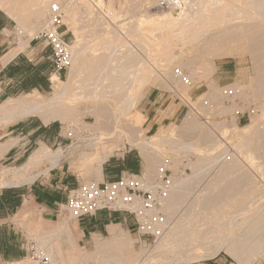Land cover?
<instances>
[{
  "label": "rangeland",
  "instance_id": "obj_1",
  "mask_svg": "<svg viewBox=\"0 0 264 264\" xmlns=\"http://www.w3.org/2000/svg\"><path fill=\"white\" fill-rule=\"evenodd\" d=\"M58 1L66 4L67 7V4L71 0ZM106 1L107 5L103 6L102 10L105 14L108 13V9L114 10V19H111L110 23L112 25L116 24V31L128 28L127 30H122L125 34L123 41L126 42L125 47L121 48L123 54H116V58L121 57L120 62L122 63L120 65L128 67V56L131 58V54L134 52V55L138 54L136 56H138L139 60L150 65L149 70L152 67L151 73L156 68L160 70L161 66H165L163 70H168L167 73L172 67L177 66L182 68L202 84V87L197 90L185 87L180 89V92L190 101L195 110H188L184 107L183 102L168 98V95L163 97L161 104L156 106L150 104L149 101L152 96H156V93L157 95L162 94V89L167 88L164 80L158 79L153 74L154 77H150V83L147 81L143 85V89L141 88L140 90L138 88L143 86H130L129 89L133 90V92L130 91L131 94H134L136 91L135 94H138V98L134 108L128 111L127 115V111H120L122 110L125 97H122L123 99L118 101V98L114 97V93H112V90H115V88L109 84L111 83V78L107 75L115 73L113 72V68L109 67L106 73L104 69L100 68L95 75L88 71L85 73L79 70L80 75L77 77V81L74 80V85L72 83V90L70 89L75 96L83 92L82 96H80L81 94L79 95L81 97L80 101L76 103L75 110L77 114L71 119L53 120L47 125L49 133L40 134L41 136H35L32 133L28 136V129L27 132L20 135L19 129L22 128L21 126L30 123L31 126L44 125L43 122L38 117L32 116L8 123L0 114V193L9 190H29L31 186L38 185L47 178L50 180L53 176L60 174L67 177L69 183L67 187L69 190L66 195L68 197L69 192L79 185L108 183L104 180V177L107 176L110 170L122 167L123 170L129 171V169L123 168L127 156L135 162V166L130 172L145 176L147 179H152L157 175L158 168L163 163L164 158L172 156L174 160V187L172 199L169 201L167 207V213L172 220L171 230L164 239L157 244H153L152 242H145V238L141 239L133 228H129V230L128 227L121 228L118 226L117 229L126 232L127 246L129 248L130 245L131 248L133 247L131 249L133 254L129 257L137 256V259H145L147 264H200L216 258L228 259L229 262L240 264L237 258L224 251L216 257H208V253L199 247L201 241L204 240L202 238H194L192 234L195 235L198 232L210 229L206 235L209 237L208 240L214 238L216 241V238L219 237L217 239L219 244H221L220 242L225 241L227 236L228 243L235 242L239 236L247 233L248 224L246 222L248 223L249 219H252L248 215L255 216L258 212L264 210V204L262 205L264 203V18H262L264 17V8L261 6L264 0H257L258 4L261 3L260 6L258 4L255 6L254 3L256 4L257 2H253V0V4L247 3L248 0H243L240 2L241 4L236 3V7L232 6L230 10L234 11H231L233 14L230 16V13H228V16L231 19L233 18L232 23L234 22L235 27L243 28L247 32L243 31L238 36L219 44L221 47L218 46L221 49L226 45L230 49V54L224 55H216L218 52L215 51L217 47L210 46L211 44L205 39L204 42L202 40L194 45L192 44L193 42L191 44L186 43V40H183L185 37L172 38L174 36L170 34L171 40H165L163 36L164 32L161 31L163 29L160 28V20L157 19V16L163 15L162 13H167L170 10L159 8L157 0H114L113 7H109L112 0ZM215 1L218 4L222 1L221 5H224L227 0H195L194 3L198 7L193 3L195 7L190 8V11L194 13L192 21L199 24L198 21L201 22L200 13L205 14L206 17L211 16V10L209 9H211V5ZM100 4L103 5V3ZM200 4H202L201 9ZM48 5H46L45 10L43 9V13L39 17L40 19H31V7L21 11V13L20 10L15 9L11 5L5 6V8L0 10V17L6 24L3 38L6 40L4 48L7 52H26L30 48L31 42L38 43V48L45 46L42 41L35 39V37L44 21ZM72 5L76 9L75 22L69 23L66 18L65 23L67 28L65 30L69 31L68 38L72 41L74 47L76 42L81 44L79 45L80 48L84 45H87V48L90 45L87 49L83 47L87 53H84V55L88 58L89 62L93 63L91 59L96 58V55L92 54L93 46L91 44L96 43L99 34H101L100 29L103 26L99 28V25H93L88 13L93 12L95 14L96 10L88 2L73 0ZM202 6L208 9L204 11L205 7L203 8ZM183 9L181 12H174L175 16H179ZM13 15H17V17L13 18ZM195 16L200 17V19L197 17L198 19L194 18V20L193 17ZM228 16L227 19H229ZM66 17L68 16L66 15ZM92 17L96 18L94 15ZM252 17L254 18L252 19ZM19 18L23 19L20 20ZM136 26H138L139 32L144 36L142 42L137 39L139 38L136 37L137 35L129 36V33H127L130 27L134 28ZM75 30L79 33V41ZM223 44L225 45L222 47ZM126 59L128 60L127 62ZM115 61L116 63L114 64L117 65V60ZM100 74L101 77L98 76ZM70 76H72L71 69L62 75L60 82L50 83L47 79L48 87L45 91H37L41 94V99L52 98L57 89H61L70 80ZM98 78L99 80L100 78H105V80L101 79V83L104 85L107 83L108 86L105 85L104 87V85L98 83ZM83 80L86 81L84 82ZM164 85L165 87H163ZM90 87L92 89L96 88V90L93 89L96 93L91 89L95 97L91 96ZM125 87L124 90L121 88V96L125 95L124 91L128 86ZM225 88L235 90L237 95L234 104L228 106L229 108L224 114H220L217 111L212 113L211 110L203 107L204 101L210 100L217 109L223 108L221 91ZM119 89L120 87L117 88V90ZM85 90L86 92H84ZM87 91L89 95H87ZM103 91L106 94L102 95ZM33 92L35 91L29 92V94ZM26 94L11 96L10 98L0 96V106L7 100H18ZM97 95H101L100 98ZM104 95L108 96L104 97ZM95 98L98 99L96 100ZM122 100L124 101L122 102ZM150 110L154 111H151L152 114L150 116L157 115L156 120L160 122V125L158 130L147 133L144 125ZM156 110H158L157 114L155 113ZM238 111L245 114V117L237 125L238 116L236 113ZM135 114H142L146 117V121L141 128L144 132H140L141 129L140 131L135 129L134 126L135 130L133 127L130 128L137 133L135 134V139L137 141L154 142L157 146H160V150L163 147V153L160 150L157 152H152L151 150L145 151V153L153 155L150 161L145 160L142 155L144 153L143 150L141 151L138 146L130 145L128 141L127 135L129 133L126 130L129 129V126H132L130 124H133L131 121ZM170 127H174V130L172 133L167 134L169 142H161L157 135H159V132L165 131ZM69 128L72 129L71 134L67 131ZM114 130L115 134H112ZM117 130L125 131L127 135L125 136L117 132ZM107 135L114 136L103 142L99 141L98 138H104ZM12 140H19L15 146V151L10 154L2 152V150H5L2 145ZM252 140L256 144L255 148H252L251 151L250 149L247 151L242 148L240 149L239 146ZM42 144L47 147L48 151L50 150L54 153L61 150L63 152L62 158L56 163H54L53 159H48V161L44 160V162L38 163L39 165L25 167L31 155ZM1 148L3 149L1 150ZM159 148L157 147V149ZM17 153L21 154L20 156L22 157L18 161H15ZM108 153L111 155L103 164V178H100L97 169L93 168L96 162L95 159L105 157ZM229 154L231 158L227 160V155ZM186 169L187 174L185 176L175 174V170L183 171ZM182 180L184 183L179 187L178 184ZM10 181H17L18 186L8 187L7 183ZM56 181L57 179L54 182ZM176 186H178V189H174ZM210 193L213 194L210 195ZM208 201L211 205H207ZM25 202H28L30 206L29 213L25 215L23 211L21 212L23 208L21 206L18 210H15L14 214L10 213L8 222L12 223L19 230L20 243L28 254L22 260L3 261L2 264H39L36 260L32 259L30 252V248L36 245L39 250L46 253L50 259V264H73L67 258V256L72 257V254L68 251L67 235H63V232L68 228L77 231L79 227L83 231L84 226L70 218L66 211H61L59 214L57 212V217L54 218V221L46 222L43 218V210L35 199L26 196L24 198ZM57 209L59 211L60 206ZM248 210L252 211V213L247 212ZM242 212L245 213L242 214ZM247 213L248 215H245ZM2 214L6 215L5 212H2ZM238 217L240 218L238 219ZM235 221L243 223V226L237 224ZM177 222L182 223L183 228L179 229L180 231H177ZM233 223L234 225H239L240 228L238 227L232 232L231 226L233 225L230 226V224ZM77 225L79 227H76ZM230 233L232 234L231 236ZM72 237H76L74 232H72ZM114 241L115 239L111 231L101 236L98 242L100 249L93 245L94 242L88 233L82 239L76 238V241L74 239V242L78 244L83 252L93 254V256L91 255L93 262L87 264H118L119 256L116 254ZM32 242L36 243V245ZM210 249L212 252L215 246H211ZM49 253L53 254V258ZM205 257L206 259H203ZM79 264H84V262H80ZM254 264H264V255L257 257Z\"/></svg>",
  "mask_w": 264,
  "mask_h": 264
},
{
  "label": "bare ground",
  "instance_id": "obj_2",
  "mask_svg": "<svg viewBox=\"0 0 264 264\" xmlns=\"http://www.w3.org/2000/svg\"><path fill=\"white\" fill-rule=\"evenodd\" d=\"M194 1L195 0H186L185 1V7L186 8L183 9L182 13L179 16H175L174 11H172V10H170L167 13H162L163 15L157 16V19L160 20V26H161L160 28L163 29L161 31L164 32V34L163 33L162 34H163L165 40L170 41L171 40V36L173 35L174 37H172V38L185 37L183 40H186V43L191 44L193 42L192 44L195 45V43H199L202 40L204 42V39H205L209 44H211L210 46L218 48L219 46L221 47V45H219V44H221L222 42H224V41L226 42L227 40L238 36V34H241L244 31L243 28L235 27L234 24H233L234 22L232 23L233 18L232 19L230 18L231 14H233V13H231V11L234 12L233 10H230L232 8V6L233 5L235 6V5L239 4L243 0H227L224 5H221L222 1H220V4H218L217 1H215V3H213L211 5V9H209V10H211L210 11L211 12L210 13L211 16L206 17L205 14L200 13L201 14L200 15V17H201L200 21L201 22L198 21L199 24H196L194 21H192V16H193L194 13L192 11H190V8H193L195 6L198 7V5H196V3H194ZM49 2H50V0H0V8L3 9V8H5V6L11 5L15 9L20 10V13H21V11L26 10L27 8L31 7L32 8V12H31L30 16H31V19H33V18H39L42 15L43 9L45 10V7H46V5H48ZM84 2H88L92 7H94L93 9L96 10L95 14L93 12H89L88 13L89 17L92 19L93 25L94 26L99 25L98 26L99 28L101 26H103L100 29V31H101L100 33L101 34H99V37H98L96 43L91 44L93 46V47L91 46L92 50H93L92 54L96 55V58H92L91 59V60H93V63L89 62L87 60L88 58H86L85 55H84V53H86L85 52L86 49L89 48L90 45L87 48H86L87 45L86 46L84 45L83 47H85L86 48L85 49L83 47L82 48L79 47V45H81V44H79V42H76L75 47H74V44H73L74 58H73V65L71 67L72 76L69 77L70 80L67 83H65L61 89H57L55 95L52 98H50V99H41V94H39L37 91H35L36 93L35 92L30 93V94L28 93V94H26L25 96H23L22 98H20L18 100H13V99L7 100L3 105L0 106V114H1L2 118L5 119L8 123H12V122H16V121H19V120H23L25 118L32 117V116L38 117L43 122V124H45V125H49L55 119H71V118H74L76 116V114H77V112L75 110L76 103L78 101H80L79 99L81 97H79V95L81 94L80 96H82V93H83V92H80V93H78L79 94L78 96H75L71 92V90H72L71 86L73 87L74 80L77 81V77L80 75L79 70H82L85 73H86V71H88L91 74L93 73L95 75V73L98 72V70L100 68L104 69L105 73L107 72L106 70L109 67L113 68V72H115V73H111V74L109 73L110 75H107V76H110V78H111L110 82L111 83H109V81H107V82L110 84L111 87L115 88V90L111 89L112 93H114V95L113 94L112 95L114 97L118 98V101H121L120 99H123L122 97H125V99H124L125 101L122 100V102L124 101V103L122 105L123 106L122 110H120V111H127V115H128V111H131L134 108V106L136 104V101H137V98H138V94H135L136 93L135 90H134L135 93L131 94L130 91L133 92V90L129 89L130 86H133V85H135V86L136 85L137 86H143L145 83H147V81L149 82L150 77H152L153 74H155V70H157V68L154 71H152L153 73H151L152 67H150L151 69L149 70V66L150 65H147V63L143 62L142 60H139L138 56H136L138 54L135 53L136 55H134V52H133V54H131L132 55L131 58L128 56V58H129L128 67H123L122 65H120L122 63V62H120V58L121 57L120 58L118 57L119 59L116 58V56H117L116 54H118V53L121 54L123 52V50H121V48L123 49V47H125L126 42L123 41L125 39V34H124V32H122V30H127L128 28L127 29L124 28V29L120 30L121 32L120 31H116L117 26H114V25H112L110 23L111 19L112 20L114 19V16H113V15H115L114 14V10L113 9H108V13H106V14H104L103 10H102L104 8L103 6L107 5V1L106 0H84ZM113 2H114V0H112L110 2L109 7H113ZM248 2L252 3V0L251 1L248 0L247 3ZM253 2H257V0H253ZM72 3H73V0H71L67 4V7H66V4H64L65 5L66 15L68 16L66 18H67V21H69V23H74L75 22V10L76 9H75V7H73ZM100 3H103V5H101ZM193 3L195 4V6L193 5ZM258 3L259 2H257L256 4L254 3V5L257 6ZM201 5L202 4H200V9H201ZM258 5L260 6L261 3L258 4ZM263 5H264V3H263ZM263 5H261V6L264 8ZM238 6H240V5H238ZM259 6H258V8H259ZM202 7L204 8L205 6H202ZM204 9H205L204 11H206V9H208V8L205 7ZM260 9H262V8L260 7ZM228 13H230V16H228ZM93 15L96 17L95 19L92 17ZM227 16H228L229 19H227ZM256 16L258 17V15H256ZM16 17H17V15L16 16L13 15V18H16ZM197 17L195 16V17H193V19L197 18ZM200 17H198V18L200 19ZM261 17H262V15H261ZM253 18L254 17H252V19ZM262 18H264V17H262ZM19 19L22 20L23 18H19ZM155 20H156V18H155ZM259 20H261V19H259ZM249 27H250V25H249ZM249 27H247V28H249ZM26 29H28V28L26 27ZM129 29L130 30L127 31V33H129V36H131V35L136 36L137 35L136 37H139L137 39H139L141 42L144 40V36H143V34H141V32H139L138 26H136L134 28L130 27ZM77 30H78V28H77ZM248 32H250V31H248ZM245 33H244V35H245ZM75 34H76V37H77V39L79 41V33L76 32V30H75ZM170 34H171V36H170ZM250 36H251V34H250ZM149 41H150V39H149ZM156 43H158V42H156ZM224 45L225 44H223L222 47ZM25 46H27V44H25ZM113 47H114V49H113ZM220 47L218 49L216 48L215 51H218L217 54L215 52L216 55L230 54V49L227 47V45L224 46L222 49ZM16 52H18V51H16ZM16 52L10 53V54H8L5 57L0 59V70H2L15 57V55L17 54ZM88 52H89V50H88ZM127 53H129V51H127ZM215 54H213V55L215 56ZM83 57H85V58H83ZM127 59H126V62L128 61ZM115 60H117V65L114 64V63H116ZM122 60H123V58H122ZM123 61H125V60H123ZM163 67H165V66H161L160 70H163ZM166 67H168V65H166ZM82 71H81V73H83ZM98 76L101 77V74L98 75ZM102 78H100V80L98 78V83H100L101 85H104L103 83H101V79ZM110 78H108V79H110ZM51 79H52L53 83L60 82V78H59L58 75H53L51 77ZM102 80H105V78L102 79ZM259 82H260V80H259ZM72 83H73V85H72ZM96 85H99V84H96ZM105 85H107V83ZM105 85H104V87H105ZM125 86L126 87L128 86L127 89L124 91L125 95L121 96V94H120V93H122L121 92L122 91L121 88H123V90H124ZM135 86H134V88H135ZM118 87H120V89H121V90L119 89L120 92H119V90H117ZM83 88L85 89V87H83ZM138 88L141 90V88L143 89L144 86L143 87H138ZM86 89H88V88H86ZM91 89H92V87H90V90ZM92 90L90 91L92 93L91 96H94ZM94 90H96V88ZM84 92H86V90ZM109 92H110V90H109ZM87 93H88V91H87ZM94 93H96V91H94ZM101 94L103 95V94H106V93L104 92V93H101ZM87 95H89V93ZM97 96L100 98L101 95L100 96L97 95ZM107 96L104 95V97H107ZM119 96H121V98H119ZM102 103H103V101H102ZM104 113H105V111H104ZM145 121H146V117L144 115H142V114H135V116H133V119L131 121L133 124H130L132 126H129V129H128L129 131L126 130L127 133H129V135L130 134L133 135V136L130 135L132 138L129 135H127V133H125V131H118L117 130V132H120V133H122L125 136L127 135L130 145L136 146V147L138 146L141 149V151L143 150L144 153L142 155L144 156L145 160L146 161H150L151 158L153 157V155H149V153H145V151H147V150L150 151L151 150L152 152H157L161 148H159L160 146H157V144H155L154 142H146V141H142V140H140V141L138 140L137 141L135 139L136 138L135 134H137V133L134 130L137 129V130L140 131V129L142 128V125H143V123ZM115 126H114V128H115ZM133 126L135 127V129H134ZM132 127H133L134 130L130 129ZM173 130H174V127H170L167 130H165V131L159 132V135H157V136L161 140V142L167 143V142H169L167 134L172 133ZM113 132H112V134H115V130ZM140 132H144V130L141 129ZM122 134H121V136H122ZM107 136H109V135H107ZM107 136H105V137L102 136L104 138H98V139H99L100 142H103L104 140L111 139L112 136H114V135H110L109 137H107ZM241 136H242V134H241ZM133 137H134V139H133ZM253 140L252 141H248L247 143H243V145H241V146H239V145L238 146L240 147V149L242 148L243 150H246V151L250 149V151H251V149L255 148V146H256V144H255V142ZM14 144L15 143H12L11 146H13ZM163 146H164V144H163ZM157 147L159 149H157ZM189 149H190V147H189ZM162 150H163V147H162ZM162 150H160V151L163 153ZM213 150L215 151V149H213ZM206 154H207V152H206ZM110 155L111 154L108 153V154L105 155V157H102V158L98 157V158L95 159L96 162H95V166H93V168L97 169V171H98V173L100 175V178H103V174H102V172H103V164L107 161V159L110 157ZM62 156H63V152L61 150L56 152V153H54V152H51L50 150L48 151L47 147L44 144H42L31 155L30 160H29L28 164L25 165V167H33V166L37 165L38 163H40L41 161L42 162H44V160L48 161V159L49 160L53 159L54 163H56L57 161H59L62 158ZM92 165H94V164H92ZM233 167H234V165H233ZM89 168H91V167H89ZM183 183H184V181L182 180L178 184V186L181 187L180 185L183 184ZM7 185H8V187L9 186H18V183H17V181L16 182L10 181V182L7 183ZM178 186H176L174 189H178ZM219 192H217V193H219ZM220 193H222V192H220ZM211 194H213V193H210V195ZM210 195L208 194V196H210ZM210 199H212V198H210ZM263 204L264 203H262V205ZM207 205H211V203L208 201ZM167 207H168V204H167ZM29 210H30V206H29L28 202H25L23 204V208H22L21 212L23 211L25 213V215H26V214L29 213ZM252 211H254V210L252 209ZM252 211L248 210L247 212L252 213ZM191 213H193V212H191ZM243 213H245V212H242V214ZM245 215H248V213L245 214ZM248 216L252 217V219L251 220L249 219V221H252V220H255V221H252L250 224L247 223L248 224L247 225L248 228L246 230L247 233L242 235V236H239V238L235 242L228 243V241H227L228 237L227 236H226L227 239L225 238V241L223 240V241L220 242L221 244H219V242H218L219 237H217L218 239L216 238V241H215L214 238H212L211 240H208L209 237H207L206 235L209 233L208 232L209 229L205 230V231L198 232L195 235L192 234V236L194 238H202L204 240V241H201V243L199 244V247L201 249L203 248V250H205L208 253V254L206 253L208 257L209 256L210 257H216L221 252L225 251L228 254L233 255L235 258H237L240 264H254V261H255V259L257 257H260V256L262 257L264 255V210H261L255 216H251V215H248ZM239 218L240 217H238V219ZM195 219H196V216H195ZM232 221H233V219H232ZM178 222L176 223V224H178V225H176L177 226V231H180L179 229L183 228L182 227V223H181L182 221L180 222L181 224L178 223ZM235 222H237V221H235ZM237 224H241V223L237 222ZM231 225H233V226H231ZM241 225L243 226V223ZM230 226L232 227L231 229H233L232 232L239 227V225H236V224L234 225V223L230 224ZM117 227H115L116 233H114V237H115L114 238L115 239L114 246L118 250V256H119L118 257V264H147L145 259L144 260L143 259H141V260L137 259L138 258L137 256L136 257L132 256L131 258L129 257V256H131L133 254V252L131 251V249L133 247L131 248V245H130V248L127 246L126 232H124L121 229H117ZM228 228H230V227H228ZM72 232H74V234L76 235L75 238L72 237ZM63 235H67V241L66 242L69 245L68 251L72 254V257L67 256L69 261H71L73 264H79L80 262H84V264H87V263L93 262L92 257H91V255L93 256V254L88 253V252H83L80 249V247L78 246V244L74 242V239L76 241V238L77 239H82L83 238V233L82 232L74 231L73 229L68 228V229H66L63 232ZM231 235L232 234L230 233V236ZM49 236H50V234H49ZM187 237H188V235H187ZM98 242L99 241H97L95 239V242H94L95 244L93 243V245H95L96 247H98V249H100L99 248L100 244H98ZM207 242H208V244H207ZM213 245L215 246V249L211 252L210 248ZM49 254H51V257L53 258V254L52 253H49ZM203 259H206V257L203 258Z\"/></svg>",
  "mask_w": 264,
  "mask_h": 264
},
{
  "label": "built area",
  "instance_id": "obj_3",
  "mask_svg": "<svg viewBox=\"0 0 264 264\" xmlns=\"http://www.w3.org/2000/svg\"><path fill=\"white\" fill-rule=\"evenodd\" d=\"M185 1L157 0V6L161 9L181 12L185 7ZM65 20V5L58 0L51 1L46 9L44 21L35 37L45 45L44 51H46L47 56L44 60L51 66L50 83H52L51 76L53 74L61 78L73 65V43L68 38L69 31L65 30L67 28ZM167 71L156 70L155 73L157 78L164 80L167 86L161 91L162 100L164 96L168 95V98L183 102L184 107L188 110H195V107L180 92V89L185 87L197 90L202 87L201 82L177 66L172 67L168 73ZM221 95L223 108L217 109L210 100L204 101L203 107L211 110L212 113L217 111L224 114L229 108L228 106L233 105L236 101L237 93L233 89L225 88L221 91ZM236 114L238 125L245 114L239 111ZM67 131L72 133L71 128ZM230 154L232 153L230 152ZM230 154L227 155V160H230ZM173 166L172 156H167L159 166L157 175L152 179L124 170L117 181L79 185L69 192L66 202L60 205L58 214L61 211H66L70 218L77 222L95 217L101 212L128 216L133 219L135 231L141 239L145 238V242L157 244L168 235L172 227V220L167 213V204L172 199L173 194ZM175 174L185 176L187 169L175 170ZM30 252L32 259L39 264H50V259L46 253L39 250L37 245L32 246ZM228 264L237 263L230 262Z\"/></svg>",
  "mask_w": 264,
  "mask_h": 264
},
{
  "label": "crops",
  "instance_id": "obj_4",
  "mask_svg": "<svg viewBox=\"0 0 264 264\" xmlns=\"http://www.w3.org/2000/svg\"><path fill=\"white\" fill-rule=\"evenodd\" d=\"M0 10H2L0 8ZM0 59L8 55L11 51H6L4 45L6 40L3 38L5 35L4 32L6 30L5 22L0 17ZM43 23V22H42ZM30 48L26 52H18L15 57L2 69L0 70V85H1V97L10 98L11 96H19L22 94H26L28 90L25 89V86H29L31 88V83L33 82V76L41 79L43 82L35 89H30L32 91H45L47 86V79L51 73V66L47 62H45V58L47 56L46 51L43 48H38V43L31 42ZM17 70L20 72L18 73ZM56 75V74H53ZM52 75V76H53ZM51 76V77H52ZM52 82V79H51ZM53 83V82H52ZM162 96L160 94L156 96H152L149 101L150 104L154 106L161 104ZM164 105V104H163ZM153 110H150L148 113L147 121L144 125L147 133H151L154 130L159 129L160 122L156 120L157 115L150 116ZM158 113V110L155 111ZM20 135H23L27 132V135L47 134L49 133L47 125H33L30 124L21 126ZM25 139V137H24ZM19 140H12L6 142L2 145L5 150L2 152L10 154L15 151V146L17 145ZM12 143H15L13 146ZM1 147V146H0ZM21 154L17 153L15 155V161L20 159ZM129 158V156H127ZM114 178L113 172L110 171L106 177H104L105 181L111 180ZM57 179L56 182H54ZM67 177L63 175H55L50 180L47 178L44 182H40L38 185H33L29 188V190H20L18 192L5 191L0 193V264L2 262H10V261H18L26 258L27 252L23 245L20 243L19 230L16 227L8 222V218L10 217V213L14 214L15 210H18L24 204V198L28 196V198L35 199L39 206L43 210V218L46 222L54 221V218L57 217L58 206L64 204L67 200L66 193L69 188ZM17 199L19 201V206H13L12 200ZM5 212L6 215L2 214ZM252 221H248L250 224ZM84 226V230L82 231L80 227L77 230L78 232L83 233V237H86V233L91 235V239L95 242L100 240L101 236L109 233L110 231L116 233L115 227L120 226L133 228L135 231L134 221L132 218L120 214H108L107 212H101L95 217L88 218L79 222ZM247 224V222H246ZM130 230V229H129ZM210 230V229H209ZM125 232V231H124ZM127 239V238H126ZM116 249V248H115ZM225 252V251H224ZM227 253V252H226ZM116 254L118 255V250L116 249ZM230 263L228 259L216 258L212 261H204L200 264H228Z\"/></svg>",
  "mask_w": 264,
  "mask_h": 264
},
{
  "label": "trees",
  "instance_id": "obj_5",
  "mask_svg": "<svg viewBox=\"0 0 264 264\" xmlns=\"http://www.w3.org/2000/svg\"><path fill=\"white\" fill-rule=\"evenodd\" d=\"M0 26H1V23H0ZM17 72L19 73L20 71L19 70H17ZM32 83H31V88L29 87V86H25V89L26 90H28V92L27 93H29L30 92V89H35V88H37L39 85H41L42 84V80L41 79H39V78H36V76L34 75L33 76V79H32ZM56 133H57V131H56ZM35 136H39V135H35ZM135 162H133V160L129 157V158H126V160H125V162H124V164H123V168H125V169H129V171H131V169H133L134 168V166H135V164H134ZM111 172H113V174H114V178L113 179H111V180H108L107 182H113V181H117L119 178H120V175H121V173H122V171H124L123 169H122V167L121 168H116V169H114V170H110ZM110 171L108 172V173H110ZM108 175V174H107ZM11 192H18V191H20V190H10ZM12 205L13 206H19V201L17 200V199H13L12 200Z\"/></svg>",
  "mask_w": 264,
  "mask_h": 264
}]
</instances>
